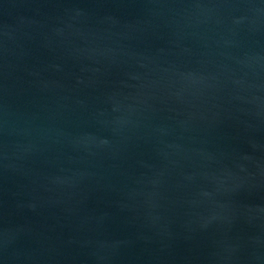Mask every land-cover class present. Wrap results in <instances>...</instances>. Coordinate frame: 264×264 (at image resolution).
I'll use <instances>...</instances> for the list:
<instances>
[{
  "label": "water",
  "instance_id": "obj_1",
  "mask_svg": "<svg viewBox=\"0 0 264 264\" xmlns=\"http://www.w3.org/2000/svg\"><path fill=\"white\" fill-rule=\"evenodd\" d=\"M0 264H264V0H0Z\"/></svg>",
  "mask_w": 264,
  "mask_h": 264
}]
</instances>
